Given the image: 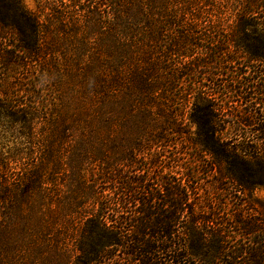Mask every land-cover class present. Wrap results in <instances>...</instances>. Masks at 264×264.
I'll use <instances>...</instances> for the list:
<instances>
[{
  "label": "trees",
  "instance_id": "16d2710c",
  "mask_svg": "<svg viewBox=\"0 0 264 264\" xmlns=\"http://www.w3.org/2000/svg\"><path fill=\"white\" fill-rule=\"evenodd\" d=\"M97 1V9L106 6L107 16L89 12L84 21L72 20L77 32L85 31L89 23L94 30L82 33L79 49L67 48L65 88L46 126L35 129L43 117L33 107L14 106L12 100L0 103V115L9 124L22 123L20 131H24L18 136L26 139L10 148L9 154L0 149V264H264V236L255 235V223L238 221L240 215L230 216L231 223L224 221L229 216H221L219 208L200 206L196 193L191 195L179 183L173 186L162 177L156 179L160 190L147 189L137 159L149 138L169 142V137L178 135V109L192 99L189 121L196 130L190 144L212 155L216 165L228 166L223 177L235 192L251 194L257 187L264 188L263 144L224 142L214 127L216 120L222 124L225 117L219 106L236 103L228 125L234 131L248 127L264 140V118L251 102L253 95L261 93L251 81H264V71L252 65L264 64V32L255 25L259 21L264 26V0L230 5L232 11L243 13L238 15L237 27L244 37L235 46L241 55L226 58L224 49H206L210 58L199 61L203 69L208 65L214 70L208 67V92L198 81L196 91L177 89L175 66L191 58L194 49H201L191 38L196 25L187 17L198 20L202 10L222 14L224 5L233 0ZM2 7L12 10L11 16L0 10V27L15 32V52L23 56L20 63L25 59L36 63L43 55L38 18L20 0H14V9L11 4ZM61 20L63 27L69 24ZM71 32H64L67 41L69 35L78 34ZM155 56L163 57L167 76L156 77ZM53 67L56 64L46 65L48 79L58 75V65L57 70ZM184 70L176 71L180 79L190 76ZM232 98L235 102L228 101ZM14 108L17 112L11 113ZM125 166L139 172L127 176ZM95 167L101 168L99 180L121 187L117 202L109 206L103 200L112 202L111 196L97 192L95 183L88 184ZM59 173L69 178L65 187L74 191L65 193L62 209H58V194L43 189ZM73 225L78 231L60 233ZM225 225L239 227L241 236L235 238L254 242L255 247L223 246L225 234L219 229ZM67 239L74 240L71 248L65 247Z\"/></svg>",
  "mask_w": 264,
  "mask_h": 264
},
{
  "label": "rangeland",
  "instance_id": "374dc122",
  "mask_svg": "<svg viewBox=\"0 0 264 264\" xmlns=\"http://www.w3.org/2000/svg\"><path fill=\"white\" fill-rule=\"evenodd\" d=\"M0 1V10H2L5 15L11 16L12 10L10 8L7 10L6 7L3 10L2 6H10L11 4L14 9V0ZM234 1L235 5H238V2L240 3V0H233L231 3L225 4L224 7L226 9L222 11V14L215 11L207 12L202 10L201 12L203 13H200V18L198 20L192 19L193 17H187L191 20L193 25H196L193 27L194 34H192L193 37L191 38L195 40V44L201 49H194V54L191 58L181 59L179 60L177 67L175 66L174 77H177V89L187 88L190 90L193 88L196 91L198 81L201 84H205L204 91L208 92L207 88L211 85L208 86L205 79L210 74L209 72L211 71L214 73V70H211L212 67H209L208 65L203 69L202 63L199 61L210 58L209 56L207 57L209 53L208 51L206 52V49L215 50L220 48L224 49L226 58L240 57L241 49H238L239 47L236 48L235 46L239 43V40L244 37V34L241 33V31L238 32L239 30L237 27L241 21L238 18V15L242 16L243 13L241 11H232L230 5L232 4L234 6ZM98 3L99 1L97 0H20L21 6H23L27 12L34 14V16L38 18L40 31L43 32V34H39L41 37L39 48L43 55L38 58L36 63L26 59L20 63L23 56L15 52L17 49L15 32H11L8 28L0 27V103L2 102L4 104L5 100H12V102L15 103L14 106H17L18 104H26L29 109L33 107L39 116L43 117L37 122L35 129H40L46 126L45 124L48 115L51 110L55 108V104H57V96L63 95L65 88L64 81L66 79L64 77L65 52L67 48H71L72 52L74 49H79L82 45V33L85 31L90 33L94 30L92 23H89L84 28L85 31L77 32V26L74 27L71 24L72 20L84 21L83 17L86 19L90 14L89 12H97L102 17L107 16L108 10L106 6L101 4L100 9H97ZM229 8L230 10H228ZM194 14H198V12ZM58 17L60 19H58ZM61 19L69 21V24L66 25V27H63ZM255 25L258 32H264V26L259 21H255ZM63 31L66 33L72 31L71 33L78 34L69 35L68 38L70 39L67 41V37ZM245 34H248V36L251 37V32L246 31ZM251 39H253V37ZM49 49L54 51V54L48 55ZM160 50L162 51V48ZM223 56L224 55H222V57ZM74 59L75 58L72 57V60ZM72 60H70V63H72ZM194 61L196 63L199 62L198 64H200V66L195 67L196 63H193ZM48 63H52L54 66L56 64V67L58 65V75H53L52 79H48L45 72ZM155 63V69H157L155 72L156 77L158 78L161 74L167 76L163 57L155 56ZM252 65L255 67L254 69L264 71V64L261 62L252 63ZM56 67L53 68L57 70ZM208 67L210 68V71ZM161 68L162 71L160 70ZM183 68L186 69L184 70ZM179 70L187 71L190 73V76L185 79H180V75L176 73V71ZM189 70L192 71L189 72ZM227 74L230 80L229 73H225L224 75L227 76ZM224 75H221L223 83H225ZM214 78H216V76H214ZM191 80L194 83H191ZM242 82H246V80ZM251 82V86L257 88L259 93L261 92L260 94L256 93V95H253L251 102L255 109H260L259 116L264 118V104L261 105L262 102L260 101L264 100V81L253 80ZM163 89L164 88L162 87L161 91H158V97L163 93ZM57 90L58 92H56ZM228 95L229 94H227V96ZM256 98L258 101H256ZM228 101L235 102L234 98ZM191 103L192 99H190L189 102L182 103V106L178 109L177 115H179V117L175 118L178 135L174 134L169 137V142H162L161 140L152 138L143 142V151L137 158L140 162V168L143 169V171L138 174L142 176L143 181L147 185V189L160 190V183H157L156 181L158 177L164 178L173 186L179 183L178 185L182 188L188 189L189 194H197L200 206H204L206 209L219 208L222 212L221 216H229L224 217V221L231 223L234 220L231 219L232 217L230 216L240 215L241 217L238 221H251L255 223L257 225L255 235L264 236V208L261 206L264 204V188L257 187L251 194H248L247 192L244 194L235 192L236 189L231 182L223 177L228 166L224 163L216 165V160L212 155L208 153L202 154L199 152L198 148L190 144L189 140L194 137L196 130L189 121ZM257 103L260 104L258 105ZM224 105L225 107L220 105V109H218L225 110L223 123L220 124V122L216 120L214 126L217 130V137L220 135L221 138H224V142L232 143L234 145H237L242 141L244 143L252 141L260 143V146L263 144L262 147H264V140L260 138V135L257 133L252 134L248 127H240L238 128V131H234L231 126L232 124L230 126L228 125V120L231 119L232 115L237 110L235 107H237L238 104L230 103L228 105L226 102ZM10 112H17V108H14ZM21 126L22 123L12 124L10 122L9 124V120L0 115V149L3 150L5 155L9 154L8 152H11L9 151L10 148L26 141L25 137L19 138L18 136L19 133L24 131L23 128L22 131H20ZM181 132L186 135L179 134ZM185 137L187 139H185ZM126 167L127 166H125L123 170H126ZM94 169V171L89 172L88 184L95 183L93 185L97 192L111 196L112 202H109L110 198L107 199V202L103 200L108 206L113 202H117L120 196H118L116 192H119L118 190H120L121 187H117L116 185L113 186L111 182H103L99 180L101 168L95 167ZM137 172L139 171L134 172L133 169H127L126 175H137ZM53 179V183H47V185H44L43 189H45L46 194H58V199L60 200V203H58V209H62L64 207L63 198L67 195L65 193L68 191H70L69 193H72L74 191L65 187L69 178L65 177L64 173H59L58 175L53 176ZM47 204L48 203L46 202L45 208L48 207ZM53 206L54 205H51L50 208H53ZM248 215L251 216L248 217ZM232 226L229 227V225H225L219 229L225 234V242L223 246L226 248H237L239 246L255 247L254 242L235 238L241 235H238L237 233L240 232L238 231L239 227L236 228L235 226ZM210 228L211 230L218 231V227L211 226ZM76 231H78V226L73 225L63 229L60 233L64 234L65 232H68L71 234ZM256 238L257 237L254 239L257 240ZM68 240L69 239L65 242V247L71 248L74 245V240Z\"/></svg>",
  "mask_w": 264,
  "mask_h": 264
}]
</instances>
